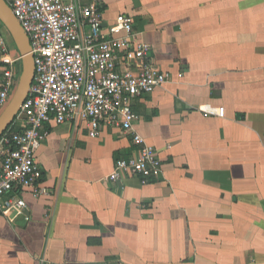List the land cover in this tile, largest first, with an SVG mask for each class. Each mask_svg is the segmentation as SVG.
<instances>
[{"label": "crops", "instance_id": "obj_1", "mask_svg": "<svg viewBox=\"0 0 264 264\" xmlns=\"http://www.w3.org/2000/svg\"><path fill=\"white\" fill-rule=\"evenodd\" d=\"M98 2L104 25L131 15L170 74L131 104L162 170L109 182L115 160L136 153L131 137L48 120L35 161L49 193L0 211V264H264V0ZM1 32L0 85L22 68Z\"/></svg>", "mask_w": 264, "mask_h": 264}, {"label": "built area", "instance_id": "obj_2", "mask_svg": "<svg viewBox=\"0 0 264 264\" xmlns=\"http://www.w3.org/2000/svg\"><path fill=\"white\" fill-rule=\"evenodd\" d=\"M5 2L29 39L34 75L19 112L0 135V211L23 210V194L48 195L35 154L47 135L44 123L50 119L55 124L82 121L92 138L104 127L131 137L136 153L115 160L107 181L133 177L146 184L158 176L161 161L155 148L133 129L137 114L131 104L133 98L170 80V74L153 65L150 45L136 40L133 17L120 13L104 25L98 0ZM1 28L0 21V52L7 53ZM19 77L12 68L4 69L0 113ZM197 109L204 115L224 114L223 107L210 104Z\"/></svg>", "mask_w": 264, "mask_h": 264}, {"label": "water", "instance_id": "obj_3", "mask_svg": "<svg viewBox=\"0 0 264 264\" xmlns=\"http://www.w3.org/2000/svg\"><path fill=\"white\" fill-rule=\"evenodd\" d=\"M133 2L136 4L137 0H133ZM0 21L10 33L21 56L22 63L21 73L16 88L8 104L0 113L1 135L13 122L16 114L19 112L21 104L27 97L34 75V62L30 52L29 39L5 0H0Z\"/></svg>", "mask_w": 264, "mask_h": 264}]
</instances>
